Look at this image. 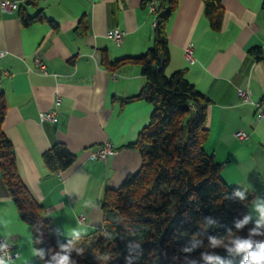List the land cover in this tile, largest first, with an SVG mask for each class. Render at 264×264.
I'll return each instance as SVG.
<instances>
[{
    "label": "crops",
    "instance_id": "0c3cea01",
    "mask_svg": "<svg viewBox=\"0 0 264 264\" xmlns=\"http://www.w3.org/2000/svg\"><path fill=\"white\" fill-rule=\"evenodd\" d=\"M155 0H37L24 5L43 21L23 25L18 0L14 10L0 9V91L5 113L2 130L10 140L24 185L66 237L87 234L103 224L105 188L115 189L138 170L139 152L127 147L149 122L152 104L137 95L146 79L136 63L107 68L115 61L144 53L152 42ZM264 0H220V24L213 29L202 0H178L166 35L169 63L165 73L184 70L185 78L205 95L208 136L204 150L220 164L222 178L251 193L249 213L261 222L256 204L264 205ZM80 20L84 21L80 26ZM117 27L116 45L106 36ZM191 46L187 62L183 48ZM260 47L261 58L249 54ZM35 57L45 64L39 71ZM249 91L242 99L237 89ZM60 103L55 107V99ZM55 109L54 121L40 113ZM245 131L237 139L233 133ZM112 143L106 161L90 158L99 144ZM62 143L74 155L65 168L51 171L43 153ZM79 215L84 220H79ZM31 229L22 221L0 176V237L20 257L13 264H44L32 254ZM79 235V236H80Z\"/></svg>",
    "mask_w": 264,
    "mask_h": 264
},
{
    "label": "trees",
    "instance_id": "16d2710c",
    "mask_svg": "<svg viewBox=\"0 0 264 264\" xmlns=\"http://www.w3.org/2000/svg\"><path fill=\"white\" fill-rule=\"evenodd\" d=\"M19 1L23 2L18 3L23 25L44 20L38 12L25 11L24 5L37 0ZM154 3L151 46L138 56L115 61L103 56L101 60L107 68L139 64L145 85L123 101L143 99L152 104L149 122L127 145L139 152L140 166L117 188L104 189L101 228L78 238L66 237L34 200L17 172L14 148L2 130L5 102L0 91V176L19 218L31 229L33 248L43 252L37 257L44 264H56L53 257L65 254L70 244L68 254L75 264H242L246 254L231 251L233 242L249 238L264 242V224L249 213L251 193L229 185L221 176L220 164L203 148L209 99L185 78L184 70L165 73L169 63L166 26L178 0ZM202 3L211 27L218 29L220 0ZM249 54L260 59V47L251 48ZM42 159L51 171H57L68 166L74 155L56 143ZM246 217L248 222L237 228ZM213 239L218 243L213 245ZM204 255L219 259L206 261Z\"/></svg>",
    "mask_w": 264,
    "mask_h": 264
},
{
    "label": "built area",
    "instance_id": "2783aa9c",
    "mask_svg": "<svg viewBox=\"0 0 264 264\" xmlns=\"http://www.w3.org/2000/svg\"><path fill=\"white\" fill-rule=\"evenodd\" d=\"M17 4H18V0H0V9L1 10H14L17 8ZM155 7V3L152 2L150 4V9L151 11H153ZM155 21L153 20L152 25L154 26ZM123 34L124 32L117 28V27H112L109 28L106 31V36L111 39L116 45H119L122 41L123 38ZM183 54L184 57L186 58L187 62L192 63L194 60V56H193V50L191 46H186L183 48ZM2 56V52L0 51V58ZM35 62L37 63V67L39 69V71L44 72L45 71V64L43 63V61H41L38 57H35ZM237 93L238 95L244 99L247 100L249 98V91L248 90H243V89H237ZM60 103V99H55V107L58 106ZM56 110L55 109H51L50 111H46V112H42L40 113V119L41 120H50V121H54L55 117H56ZM264 116V109L257 104V108H256V117L257 118H261ZM233 135L239 139V140H244L248 137L247 133L245 131L242 130H237L233 133ZM115 153V149L112 145V143L110 142H105L102 144L97 145L90 153V158L92 159H101L103 161H106V159L108 158V156L112 155ZM79 220L83 221L84 220V216L83 215H79ZM7 244L6 248H0V256H4L6 257V253H10L11 254V258L12 260H15L17 258V251L13 248L12 244L6 240L3 237H0V245H5Z\"/></svg>",
    "mask_w": 264,
    "mask_h": 264
},
{
    "label": "clouds",
    "instance_id": "9594fccd",
    "mask_svg": "<svg viewBox=\"0 0 264 264\" xmlns=\"http://www.w3.org/2000/svg\"><path fill=\"white\" fill-rule=\"evenodd\" d=\"M236 195L239 196L241 199L244 198V194L242 192H236ZM256 211L259 212L261 222H264V205L259 203L256 204ZM248 222V218L246 217L244 221L238 223L236 225L237 228L243 227L244 224ZM74 235L78 238L80 233L77 231ZM211 243L213 245L217 244L218 241L212 240ZM71 244L64 249L63 255H57L53 257L56 261V264H75V261L70 259L68 252L71 249ZM7 244L0 245V248H6ZM185 251H190V249H185ZM231 251H235L237 253H245V259L242 261V264H264V242H255L252 239H236L233 242V248ZM32 254L35 256H43V252L36 251L35 249L32 250ZM6 257L0 256V264H13V260L11 258L10 253H6ZM20 257V254L17 253V259ZM203 259L206 261H213L219 259L218 257L212 255H204Z\"/></svg>",
    "mask_w": 264,
    "mask_h": 264
},
{
    "label": "rangeland",
    "instance_id": "374dc122",
    "mask_svg": "<svg viewBox=\"0 0 264 264\" xmlns=\"http://www.w3.org/2000/svg\"><path fill=\"white\" fill-rule=\"evenodd\" d=\"M167 74V73H166ZM169 74V73H168Z\"/></svg>",
    "mask_w": 264,
    "mask_h": 264
}]
</instances>
